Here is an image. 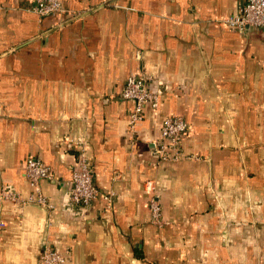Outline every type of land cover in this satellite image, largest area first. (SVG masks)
Masks as SVG:
<instances>
[{
	"label": "crops",
	"instance_id": "obj_1",
	"mask_svg": "<svg viewBox=\"0 0 264 264\" xmlns=\"http://www.w3.org/2000/svg\"><path fill=\"white\" fill-rule=\"evenodd\" d=\"M243 1L60 0V14L37 15L0 0V190L26 197L36 156L52 204L0 198V264H37L45 245L68 264H264L262 30L222 23ZM130 72L158 93L133 127ZM168 113L188 124L173 161L151 150ZM80 142L110 206L69 202Z\"/></svg>",
	"mask_w": 264,
	"mask_h": 264
},
{
	"label": "built area",
	"instance_id": "obj_2",
	"mask_svg": "<svg viewBox=\"0 0 264 264\" xmlns=\"http://www.w3.org/2000/svg\"><path fill=\"white\" fill-rule=\"evenodd\" d=\"M28 10L37 15H56L63 11L60 0H29ZM229 28L242 31L246 26L259 27L262 30L264 44V0H244L222 19ZM120 96L132 101L128 114L130 127L142 118L145 106L155 109L158 104V93L147 84L146 76L141 72L127 74ZM188 129L187 122L176 113L162 116L157 137L151 142L152 152L158 160H177L182 156L180 141ZM23 174L30 188L26 197H19L8 190H0V198L17 200L21 203L34 202L50 208L52 204L41 190L40 180L50 178V167L36 156H27L23 162ZM93 172L89 156L82 142L77 145L76 164L71 168L67 186L69 202L78 206H87L99 194L106 206L112 202V191L99 192L93 183ZM147 192L146 206L149 220L156 226L166 221L161 217V206L158 193L152 178L143 181ZM4 222L0 220V227ZM37 264H68L67 256L55 248L45 245L42 247Z\"/></svg>",
	"mask_w": 264,
	"mask_h": 264
},
{
	"label": "water",
	"instance_id": "obj_3",
	"mask_svg": "<svg viewBox=\"0 0 264 264\" xmlns=\"http://www.w3.org/2000/svg\"><path fill=\"white\" fill-rule=\"evenodd\" d=\"M109 1H112V0H108V2H109Z\"/></svg>",
	"mask_w": 264,
	"mask_h": 264
}]
</instances>
